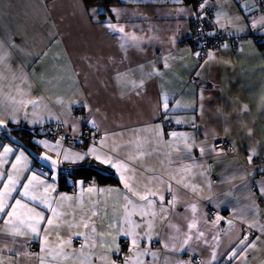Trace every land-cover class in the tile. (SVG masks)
<instances>
[{
	"label": "crops",
	"instance_id": "1",
	"mask_svg": "<svg viewBox=\"0 0 264 264\" xmlns=\"http://www.w3.org/2000/svg\"><path fill=\"white\" fill-rule=\"evenodd\" d=\"M247 2L253 3L254 0ZM79 4L83 7H78L77 0H2L0 36L5 40L13 39L23 52L29 54L28 59L36 54H45L42 56V64L34 63L27 71L35 74L30 80L33 86L31 95L44 97L50 114L59 115L63 110L62 106L56 103L57 99L65 102L70 99L86 101L93 110L99 109L98 112L94 111L89 120L94 119L100 125L99 140L105 139V134L107 135L108 144L105 148L115 143L117 146H127V151L137 155L141 151L151 152L152 156H144L145 169H155V174L166 182L168 177L177 174L170 161L184 156L181 151L184 141L173 138L170 133L183 134L195 143L193 160L182 159V163L191 164L190 172H185L184 176L187 178L190 175L196 181L199 190L193 193L189 189H184L182 185H175L173 181L172 188L177 196L175 206L168 204L171 197L165 191L163 207L167 211L161 213L159 205L155 209L148 210L155 211L156 216L150 233L153 241H145L141 245V249L149 253L139 257L142 264H176L177 260L180 264H264V239L257 241L255 248L240 253L239 259L229 260L231 256L229 250L248 231V225L256 221L264 224V201L251 200V196L258 193L255 189H252L251 193L249 191L251 181L264 180V174H254L249 171L257 165H264V48L255 41V36H264L262 34L264 30L231 31L237 25H226L224 30L238 39V48L234 50L231 47L227 49L220 47L213 50L219 62L205 64L208 60L207 55L199 59L190 45V21L181 19L178 15H169L172 10L191 7L192 4L167 2V0H159V2L153 0L151 3L149 0L143 2L128 0L127 3H122L119 0V3L108 6L122 10L120 18L118 20L113 18L112 23L124 26L127 33L142 37L144 41H152L151 44H144L142 53L135 51L127 53L130 65H120L118 40L101 26V22L106 20L107 16L100 15L93 19L83 11V8L103 7L86 6L83 0H79ZM239 7V4L235 5V10L238 11ZM258 7L260 11L252 16L245 12H240L239 15L244 19L259 20L262 12L259 5ZM212 10L213 15L210 20L215 18L217 11L216 8ZM107 15L111 16L112 13ZM230 16L231 13L224 8L221 12L222 19L227 20ZM177 25L184 27L178 31ZM213 27L219 29L216 25ZM149 29L153 30L149 31ZM52 33L55 34L54 37L50 36ZM173 38H176L174 48L171 44ZM169 55L172 59L169 60L168 67H164L163 63L157 64L155 71L161 75L147 80L139 95L131 91L121 92L116 81L109 79L112 73L101 71L88 74L81 61L83 56H89L94 61L97 58L107 61L111 57L117 61L115 67L121 71L128 66L135 68L136 65L143 64L144 71L147 72L151 70L147 67L148 61ZM22 62L27 63V60L18 54L16 63ZM199 65L204 66L201 68L198 67ZM74 69L80 70L82 74L77 75ZM197 72L200 73L199 76ZM140 76L141 73L136 72L130 79L139 83ZM98 79L107 80L108 86L104 87ZM22 91L27 92V88L22 86ZM201 91L204 96V111H200L197 107L200 104ZM8 93L9 89L6 87L4 95L7 96ZM165 95L168 97L171 109L168 113L171 121L169 128L165 127V121L160 119ZM208 97H211V104L208 103ZM177 104L181 107H176ZM243 105H247L249 111L241 118H237ZM74 108L80 110L77 120L87 114V109H80L78 105L73 106L72 110ZM39 112L45 116L49 114L44 109H40ZM4 114L7 115L6 112ZM176 120L182 123L176 124ZM19 124L29 128L39 126L23 120ZM17 126L16 124L8 126L10 136H14L12 132ZM90 127V124L88 127H84L83 123L80 125L81 130ZM248 129L253 133L251 137L245 134ZM68 132L71 133V129ZM207 132L215 133V136L206 137ZM217 137L229 140L233 152L214 151L205 153L201 157L198 149L212 148L214 141L219 140ZM37 139H48L54 143V140L48 137H33L31 140L33 142ZM0 143L24 150L30 166L34 170L40 168L33 165V151L23 144H14L1 138ZM91 144L92 142H85L83 147H70V150L83 152ZM35 145L39 148L37 157L46 153L56 158L54 153L48 152L40 145ZM99 146L97 144V147ZM64 147L69 148L68 145ZM246 147L255 149L258 162H248L250 152L245 150ZM40 162L44 164L42 160ZM101 166L107 168L105 165ZM63 167L67 169L70 166ZM109 170L117 178L115 170ZM42 171L47 172V166L42 168ZM145 174L152 176L151 171ZM212 174L216 178L215 182L211 181ZM93 181L92 179L84 181L83 191L79 186L75 189L72 187L71 190H62L59 188V182L56 187L62 196L76 198L77 210L81 204H86L89 209L98 211L99 216L104 217L106 222H114L121 218L124 202L122 196L114 191L121 187L118 180L115 184L95 182L97 189L113 191L93 192L92 199H89L87 186ZM153 187L155 189L159 185ZM51 195L55 196V193ZM191 202L197 203V228L204 232L207 243L203 240L199 242L189 240L188 245L184 246L187 250L185 255L184 252L173 251L171 246L166 247L167 240L164 237L167 236V239L171 240L176 235L167 228L170 222L175 224L177 229H181L179 241L186 238L184 232L189 231L187 225L191 222ZM68 203L65 201V205ZM253 208L255 216L252 214ZM138 211L139 208H129V212L133 213L131 216L133 220L139 219L135 215ZM184 216L190 218L185 220ZM217 216L220 217L219 220L216 219ZM257 235H261L259 227L253 230L248 238L255 240ZM119 243L124 248V252H127L123 239H120ZM72 247L79 249V242L74 240ZM39 249L40 244L33 243L31 248H25V251L31 256L39 252ZM151 253L156 255L152 256ZM212 253L216 254L215 260L212 259ZM224 253L228 255L225 256ZM3 258L5 262L19 259L7 251ZM136 259L134 255L133 260ZM29 264L36 262L29 260Z\"/></svg>",
	"mask_w": 264,
	"mask_h": 264
},
{
	"label": "snow or ice",
	"instance_id": "2",
	"mask_svg": "<svg viewBox=\"0 0 264 264\" xmlns=\"http://www.w3.org/2000/svg\"><path fill=\"white\" fill-rule=\"evenodd\" d=\"M121 2L127 3L128 0H121ZM135 2H143V0H135ZM149 2L151 3L153 0H149ZM155 2H159V0H155ZM167 2L183 4L184 0H167ZM190 3L193 6L172 10L169 15H178L181 19L191 20L200 31V34H203V25L205 24L209 25L207 33L209 36L216 35L217 28H214L213 25L218 26L219 30H223L228 24H236L237 27L231 31L239 32L246 30L261 32L264 30V13L261 14L259 20L244 19L239 15L240 12H245L249 16L254 15L260 11L258 5L264 4V0H254L253 3H248L247 0H227V2L225 0H198V2L197 0H190ZM77 4L78 7H83L79 4V0H77ZM237 4L240 5L238 11L235 10V5ZM213 8H216L217 11L215 18L210 20L208 13ZM224 8H227L229 13H231L230 18L227 20H223L221 17V12ZM83 11L93 19L100 15L107 16V19L101 22V26L112 34L114 39L118 40L120 65H130V58L127 55L129 51L142 53L144 44L152 43L151 40L144 41L142 37L127 33L124 26L112 23L113 18L117 20L120 18L121 9L115 7H108L106 10L104 8H83ZM108 13H112V15L108 16ZM176 27L179 31L184 26L177 25ZM152 30L149 29V31ZM4 35H7V33H4ZM50 36L54 37L55 34L52 33ZM171 44L172 48H174L176 38H173ZM224 48L227 49L228 44H225ZM18 54L25 57L27 63L17 64L16 58ZM43 55L45 54H36L28 59L29 54L23 52L13 39L5 40L3 36H0V129H3L4 134L9 135V138L14 140L15 138L8 133V126L11 124L19 125L21 120L30 121L32 125H40L43 129L46 121L55 120L57 122L56 127L60 128L63 126L65 133L60 135L59 131L54 132V143L48 139L33 141L48 152L54 153L56 157L53 158V156L46 153L36 157L35 159L42 160L44 164L35 170L30 166V161L24 150L14 149L0 143V149H2L0 151V186H2L0 187V264H29V260L35 261L36 264H142L139 257L149 253L143 251L141 245L145 241H153L150 233L152 232L156 216L155 211L149 212L148 210L155 209L159 205L161 213L167 211L163 207L165 191L171 197L168 200V204L175 206L177 196L172 188L173 181L175 185H182L184 189H189L193 193L199 190L196 186V181L190 175L187 178L184 176L185 172H190L191 164L184 165L182 163V159L193 160V150L196 145L191 138L185 137L183 134L170 133L173 138L184 141L181 149L184 156L181 159L170 161L174 165L177 174L168 177L167 182L155 174V169H145L146 161L144 156H152L151 152L145 153L141 151L137 155L127 151V146H117L115 143L105 148V145L108 144L107 135L105 134V139L97 140L95 133L100 131V125L94 119L89 120L94 111L98 112L99 109L93 110L84 100L70 99L65 102L62 99H57L56 103L60 104L63 110L59 115H54L50 114L44 97H33L31 95L33 86L30 80L35 74L29 73L27 69L32 67L34 63L39 62L42 64ZM196 55L199 57L201 54L197 52ZM205 55L208 57L205 64L219 62L214 52L209 51ZM170 59L172 57L169 55L148 61L147 67L151 70L145 72V65L143 64H138L135 68L128 66L121 71L115 67L117 61L111 57L107 61H103L100 58L94 61L89 56L81 57L88 74L101 71L112 73L109 79L116 81L121 92L131 91L137 95L141 94L147 80L161 75V73L155 71L156 65L163 63L164 67H168ZM203 66L199 65L198 67L202 68ZM74 71L77 75L82 74L80 70L74 69ZM136 72L141 73L139 83L130 79ZM196 74L197 76L200 75L199 72ZM98 82L104 87L108 86L107 80L98 79ZM22 86L27 88V92L22 91ZM6 87L9 89L7 96L4 95ZM207 100L209 104L212 103L211 97H208ZM75 105H78L80 109H87V114L82 116L80 120L71 115L72 108ZM176 107H181V105L177 104ZM197 107H199L200 111H204L202 91L200 93V104ZM162 108L160 119H163L165 123H170L168 113L171 109L169 108V100L166 95L163 97ZM40 109L48 111L49 114L47 116L42 115L39 112ZM248 111L247 105L241 106L240 114L237 118H241ZM5 112L7 113L6 116ZM217 112H219V109H217ZM77 114L79 115V113ZM225 121H227V117H225ZM81 123H83L84 127H88L90 124V132L94 130L93 135L88 137L92 144L86 151H71V146L69 148L64 147L65 139L69 138V129H71L70 138L76 140L81 147L84 145V140L80 139V136H87V134L81 132ZM175 123L181 124L182 121L176 120ZM245 134L249 137L253 135L251 129H248ZM205 135L206 137L215 136V133L207 132ZM97 144L100 146L97 147ZM245 150L250 152L248 162L251 163L258 154L254 148L246 147ZM198 151L202 157L205 153L214 152L215 148L200 147ZM85 162H96L99 165H105L109 169H114L117 174V180L121 187L114 191L122 196L124 209L121 218L116 219L114 222H106L104 217L99 216L98 211L89 209L86 204H81L79 210H77L76 198L62 196L57 191L56 185L61 178L74 189L79 186L82 191L84 190V181H78L75 173L81 170V166ZM6 165L8 167H5ZM45 165L48 168L47 172L42 171ZM64 165H69L70 167L65 169ZM64 171L68 172L67 176H63ZM148 171L152 172V176L145 174ZM249 171L254 174H264V165H257ZM154 185H159V187L154 189ZM247 185L248 182L246 181ZM252 189H255L258 195L251 196V200L264 201V180L251 181L250 193ZM105 191L113 190L97 189L95 181L87 186L89 199H92L91 194L93 192L103 193ZM51 193H55V196H52ZM65 201L69 203L65 205ZM129 208L140 209V211L135 212V215L139 217L138 220L131 218L133 213L129 212ZM190 210L191 222L187 225L189 231L184 232L186 238L179 241L181 229H177L176 225L170 222L167 224V228L176 233V235L171 240H168L167 236L164 237L167 240L166 247L171 246L173 251H181L185 255H187V250L184 246L188 245L189 240L197 242L203 240L207 243L204 232L197 228V203L191 202ZM252 214L255 216L254 208L252 209ZM189 218V216L183 217L185 220ZM216 219L219 220L220 217L217 216ZM242 224L243 222L241 221V226ZM257 227H259L261 235H257L255 240H249V234ZM129 237H131L130 240ZM120 239H123L127 252H124V248L121 247ZM262 239H264V224H260L259 221L249 224L248 231L229 250L231 252L229 260L233 258L239 259L240 253L255 248L256 242ZM74 240L79 242V249L72 247ZM155 242L159 241L155 240ZM33 243L40 244V249L39 252L30 256L25 251V248H31ZM6 245H11V247H6ZM16 245H19V247ZM5 251L19 259L5 262L3 258ZM134 255L137 257L136 260H133ZM151 255L155 256L156 254L151 253ZM224 255L227 256L228 253H224ZM212 259H216L215 253H212ZM176 264H180V261L177 260Z\"/></svg>",
	"mask_w": 264,
	"mask_h": 264
},
{
	"label": "built area",
	"instance_id": "3",
	"mask_svg": "<svg viewBox=\"0 0 264 264\" xmlns=\"http://www.w3.org/2000/svg\"><path fill=\"white\" fill-rule=\"evenodd\" d=\"M198 2V0H197ZM261 8V12L264 13V7L262 4L259 5ZM213 15V10L211 12L208 13V17L209 19L211 18V16ZM189 42L190 45L192 46V49L194 50L195 53L199 52L201 55L198 57L199 59H203L206 55L205 53H208L209 51H213L216 50L220 47H224L225 44H228V47H231L232 49H237L239 46V41L238 39H236L235 37H233L232 35H230L227 31L223 30H219L217 29L216 31V35L214 36H209L207 35L209 29L206 28V25H203V34H200V31L198 30V28L196 27V25L189 20ZM80 111L78 109H74L71 111V115L74 118H78L80 116ZM79 113V115L77 114ZM165 123V122H164ZM55 122H50L47 124L43 125V129L40 128L41 131V135L44 137H49V138H53V133L56 131L60 132V135H64V131H63V126H61L60 128L56 127ZM165 127L169 128L170 125L169 123H165ZM82 133H86L87 136L81 135L80 139L84 140L85 142H92L88 137H91L93 135V132L89 131V128H85L81 130ZM96 135V139L99 140L101 137L100 132L95 133ZM1 138L6 141L8 138L6 137V135L4 133H0ZM68 137L65 139L64 144L74 147V148H78L80 145L77 143L76 140L71 139V133L68 132ZM212 148H215V152H221V150L223 149V152L226 153H231L233 152V146L231 144V142L227 139H219L217 141H215L212 144ZM259 159L255 158L252 160L253 163L258 162ZM64 174V173H63ZM211 181L215 182L216 178L214 176V174L211 175ZM124 243V242H123Z\"/></svg>",
	"mask_w": 264,
	"mask_h": 264
},
{
	"label": "trees",
	"instance_id": "4",
	"mask_svg": "<svg viewBox=\"0 0 264 264\" xmlns=\"http://www.w3.org/2000/svg\"><path fill=\"white\" fill-rule=\"evenodd\" d=\"M83 3L86 6H101L103 8H106L108 6L119 3V0H83ZM184 3L191 4L190 0H184ZM262 5L264 7V4H262ZM262 38H264V36H262V35L258 36L257 35V36H255V41L257 42V44L261 48H264V43H263L264 39L262 40ZM74 109H78V108H74ZM47 123H50V122H46L45 124H47ZM55 123H57V122H55ZM40 128H41L40 125L37 127H30L29 128L25 125L19 124L16 127L15 131L12 132L14 136H11V137H14L15 138L14 140L10 139L9 135H6V137L8 138L6 141H10L14 144H20V145L23 144L27 148L31 149L33 151V152L31 151L32 157H33V165L38 166V167H41V165L43 163H41L40 160L35 159L37 157V153H39V148L32 142L31 139L33 137H44L41 135ZM1 132L4 133V130L0 131V133ZM0 138H1V136H0ZM43 168H46V165ZM63 173H64L63 176L68 175L67 171H64ZM75 177H76V179H82L83 181H88V180L92 179L97 183H107V184L117 183V178L112 173V171H110L108 168H105V167H103V166H101L95 162H85L81 166V170L79 172L75 173ZM58 182H59V188L60 189L71 190L72 187L69 184L65 183V181L62 178L59 179Z\"/></svg>",
	"mask_w": 264,
	"mask_h": 264
},
{
	"label": "water",
	"instance_id": "5",
	"mask_svg": "<svg viewBox=\"0 0 264 264\" xmlns=\"http://www.w3.org/2000/svg\"><path fill=\"white\" fill-rule=\"evenodd\" d=\"M206 25V27L209 29V25H207V24H205Z\"/></svg>",
	"mask_w": 264,
	"mask_h": 264
},
{
	"label": "rangeland",
	"instance_id": "6",
	"mask_svg": "<svg viewBox=\"0 0 264 264\" xmlns=\"http://www.w3.org/2000/svg\"><path fill=\"white\" fill-rule=\"evenodd\" d=\"M217 141V140H216ZM215 142V141H214Z\"/></svg>",
	"mask_w": 264,
	"mask_h": 264
}]
</instances>
